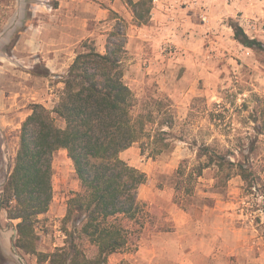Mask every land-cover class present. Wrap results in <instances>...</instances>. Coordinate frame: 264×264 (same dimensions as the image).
Instances as JSON below:
<instances>
[{
    "label": "rangeland",
    "instance_id": "obj_1",
    "mask_svg": "<svg viewBox=\"0 0 264 264\" xmlns=\"http://www.w3.org/2000/svg\"><path fill=\"white\" fill-rule=\"evenodd\" d=\"M233 23L264 44V0H153L146 24L126 0H0V185L31 106L53 109L83 45L104 53L123 31L132 115L145 134L120 158L145 175L138 198L148 217L143 226L122 221L134 230L130 244L106 264H264V51L238 43ZM44 57L59 66L47 77L38 74ZM204 146L251 165L255 187L215 167L180 178V167L187 175L204 163ZM52 173L53 199L36 224L43 253L64 246L67 202L82 193L65 150L54 153ZM16 224L0 216L11 242L4 264H37L14 247ZM76 242L96 256L86 239Z\"/></svg>",
    "mask_w": 264,
    "mask_h": 264
},
{
    "label": "trees",
    "instance_id": "obj_2",
    "mask_svg": "<svg viewBox=\"0 0 264 264\" xmlns=\"http://www.w3.org/2000/svg\"><path fill=\"white\" fill-rule=\"evenodd\" d=\"M126 3L136 22H149L153 0ZM231 27L243 47L264 51V44L249 38L237 23ZM83 49L61 77L63 87L53 109L31 106L21 124L13 167L0 185V210L7 221H17L14 247L22 256L34 257L37 264H106L111 255L130 244L134 230L122 221L143 226L148 217L146 205L138 198L145 175L120 158L145 134L142 122L133 118L135 99L125 82L124 33L109 39L104 53L90 43ZM38 74L47 77L50 72L45 68ZM54 116L64 122V128L56 125ZM59 150L67 152L82 193L67 202L64 224L72 222L73 231L64 227V246L43 253L38 249L36 224L53 199L52 158ZM197 157L206 160L187 175L180 167V178L200 177L205 169L215 167L224 180L238 176L246 188L255 187L251 165L231 161L210 146L202 147ZM80 238L96 247L93 259L76 242ZM4 260L0 248V264Z\"/></svg>",
    "mask_w": 264,
    "mask_h": 264
},
{
    "label": "crops",
    "instance_id": "obj_3",
    "mask_svg": "<svg viewBox=\"0 0 264 264\" xmlns=\"http://www.w3.org/2000/svg\"><path fill=\"white\" fill-rule=\"evenodd\" d=\"M43 60L45 62L46 68L51 70V72H56L59 69L57 61H55L53 58L44 57ZM0 216L2 218L4 217L6 218V213L0 210ZM0 248L6 256H9L10 251H11L10 237L9 235L7 237V232L2 231L1 228H0Z\"/></svg>",
    "mask_w": 264,
    "mask_h": 264
},
{
    "label": "water",
    "instance_id": "obj_4",
    "mask_svg": "<svg viewBox=\"0 0 264 264\" xmlns=\"http://www.w3.org/2000/svg\"><path fill=\"white\" fill-rule=\"evenodd\" d=\"M14 233L16 234V230H14Z\"/></svg>",
    "mask_w": 264,
    "mask_h": 264
}]
</instances>
